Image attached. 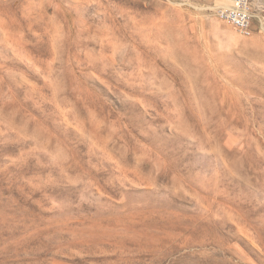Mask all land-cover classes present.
Listing matches in <instances>:
<instances>
[{"label": "rangeland", "instance_id": "1", "mask_svg": "<svg viewBox=\"0 0 264 264\" xmlns=\"http://www.w3.org/2000/svg\"><path fill=\"white\" fill-rule=\"evenodd\" d=\"M218 5L0 0V264H264V31Z\"/></svg>", "mask_w": 264, "mask_h": 264}, {"label": "built area", "instance_id": "2", "mask_svg": "<svg viewBox=\"0 0 264 264\" xmlns=\"http://www.w3.org/2000/svg\"><path fill=\"white\" fill-rule=\"evenodd\" d=\"M216 13L246 36L264 31V14L255 10L253 0H219Z\"/></svg>", "mask_w": 264, "mask_h": 264}, {"label": "bare ground", "instance_id": "3", "mask_svg": "<svg viewBox=\"0 0 264 264\" xmlns=\"http://www.w3.org/2000/svg\"><path fill=\"white\" fill-rule=\"evenodd\" d=\"M179 46H181V45H179ZM184 46V45H183ZM181 48V47H180ZM182 48H184V47H182ZM180 50V49H179ZM185 50V49H184ZM187 51H189V50H187ZM186 51V52H187ZM189 52H191V51H189ZM182 53V52H181ZM180 54V52L178 53V55ZM183 54H187V53H185V51H184V53ZM180 56H181V54H180ZM187 56V55H186ZM179 57V56H178ZM183 57H185L184 55H183ZM187 58V57H186ZM189 58V57H188ZM182 60V59H181ZM189 60V62H190V60L191 59H188ZM186 64H187V61L185 62ZM191 64V63H190ZM175 264V263H174Z\"/></svg>", "mask_w": 264, "mask_h": 264}]
</instances>
